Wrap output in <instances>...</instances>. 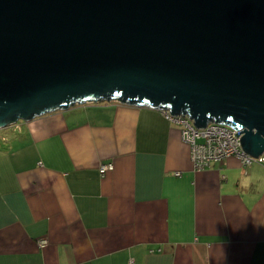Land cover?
Listing matches in <instances>:
<instances>
[{
	"label": "crops",
	"instance_id": "0c3cea01",
	"mask_svg": "<svg viewBox=\"0 0 264 264\" xmlns=\"http://www.w3.org/2000/svg\"><path fill=\"white\" fill-rule=\"evenodd\" d=\"M13 127L0 138V264H264V165L195 171L181 127L145 107Z\"/></svg>",
	"mask_w": 264,
	"mask_h": 264
},
{
	"label": "water",
	"instance_id": "95a60500",
	"mask_svg": "<svg viewBox=\"0 0 264 264\" xmlns=\"http://www.w3.org/2000/svg\"><path fill=\"white\" fill-rule=\"evenodd\" d=\"M109 100L264 160V0H0V128Z\"/></svg>",
	"mask_w": 264,
	"mask_h": 264
},
{
	"label": "built area",
	"instance_id": "2783aa9c",
	"mask_svg": "<svg viewBox=\"0 0 264 264\" xmlns=\"http://www.w3.org/2000/svg\"><path fill=\"white\" fill-rule=\"evenodd\" d=\"M160 113L166 121L181 127V140L189 147L190 159L195 171H203L212 163L221 162L229 157L238 158L243 166L264 165L263 156L254 158L243 151L240 143L242 134L235 136L240 132L239 130L235 131L215 122L208 123L204 129H198L186 116L182 118L171 115L169 110H160ZM109 170H111L110 164H102L98 168V174L103 175ZM37 244L41 247L45 244V240H39Z\"/></svg>",
	"mask_w": 264,
	"mask_h": 264
},
{
	"label": "rangeland",
	"instance_id": "374dc122",
	"mask_svg": "<svg viewBox=\"0 0 264 264\" xmlns=\"http://www.w3.org/2000/svg\"><path fill=\"white\" fill-rule=\"evenodd\" d=\"M107 103H115V104H120V105H124V104H122V103H120V102H118V101H115V100H109V101H98V102H95V103H85V104H79V105H77V104H74V105H70L68 108H72V107H78V106H84V105H92V104H99V105H101V104H107ZM54 112H58V110H53V111H51V112H48V113H46L47 115L48 114H50V113H54ZM45 115V114H44ZM44 115H39V116H35V117H32V119H35V118H37V117H42V116H44ZM164 117V116H163ZM31 119V120H32ZM164 119H165V117H164ZM19 123H24V122H22V121H16V122H14V123H12L11 125H9V126H7V127H4V128H0V138H2L1 136L2 135H4V136H6L7 138H17L18 136H16V131H15V129H14V127L13 126H15L16 127V125H18ZM172 124V123H171ZM172 125H175V124H172ZM0 144H3V141L0 139ZM230 158V157H229ZM234 158H236V157H234ZM227 159V158H226ZM236 159H238V158H236ZM239 160V159H238ZM240 161V160H239Z\"/></svg>",
	"mask_w": 264,
	"mask_h": 264
}]
</instances>
